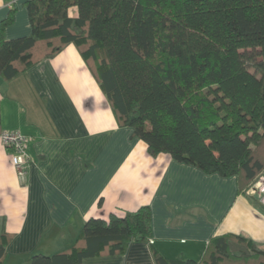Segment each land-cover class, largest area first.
Masks as SVG:
<instances>
[{
  "label": "trees",
  "instance_id": "trees-1",
  "mask_svg": "<svg viewBox=\"0 0 264 264\" xmlns=\"http://www.w3.org/2000/svg\"><path fill=\"white\" fill-rule=\"evenodd\" d=\"M32 33L7 40L0 24V77L11 80L74 44L114 111L152 156L169 154L240 189L264 173V0H28ZM10 234L0 219V264ZM152 247L156 264H264L244 235L213 237L199 261L170 260L152 243L143 206L85 222L76 243L25 264H82Z\"/></svg>",
  "mask_w": 264,
  "mask_h": 264
},
{
  "label": "crops",
  "instance_id": "crops-1",
  "mask_svg": "<svg viewBox=\"0 0 264 264\" xmlns=\"http://www.w3.org/2000/svg\"><path fill=\"white\" fill-rule=\"evenodd\" d=\"M28 0H0L7 40L29 37ZM28 137L30 163L20 181L0 139V219L10 241L4 264L70 249L91 218L109 221L143 206L152 243L170 260L199 261L209 241L236 234L264 247V205L236 177L206 174L169 154L152 156L114 111L74 44L11 80L0 77V135ZM82 264H156L152 247L132 242L122 255Z\"/></svg>",
  "mask_w": 264,
  "mask_h": 264
},
{
  "label": "built area",
  "instance_id": "built-area-1",
  "mask_svg": "<svg viewBox=\"0 0 264 264\" xmlns=\"http://www.w3.org/2000/svg\"><path fill=\"white\" fill-rule=\"evenodd\" d=\"M4 146L11 151V163L14 166L20 181H24L27 175V167L30 163L28 153V137L20 131H5L0 135ZM246 194L252 198H258L264 205V173L250 184Z\"/></svg>",
  "mask_w": 264,
  "mask_h": 264
},
{
  "label": "rangeland",
  "instance_id": "rangeland-1",
  "mask_svg": "<svg viewBox=\"0 0 264 264\" xmlns=\"http://www.w3.org/2000/svg\"><path fill=\"white\" fill-rule=\"evenodd\" d=\"M264 249V247H262Z\"/></svg>",
  "mask_w": 264,
  "mask_h": 264
}]
</instances>
